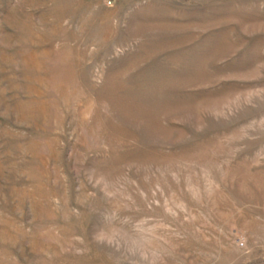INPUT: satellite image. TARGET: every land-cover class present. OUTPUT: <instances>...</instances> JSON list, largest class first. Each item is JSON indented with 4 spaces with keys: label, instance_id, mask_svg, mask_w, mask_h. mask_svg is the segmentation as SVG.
Returning <instances> with one entry per match:
<instances>
[{
    "label": "rangeland",
    "instance_id": "rangeland-1",
    "mask_svg": "<svg viewBox=\"0 0 264 264\" xmlns=\"http://www.w3.org/2000/svg\"><path fill=\"white\" fill-rule=\"evenodd\" d=\"M0 264H264V0H0Z\"/></svg>",
    "mask_w": 264,
    "mask_h": 264
}]
</instances>
